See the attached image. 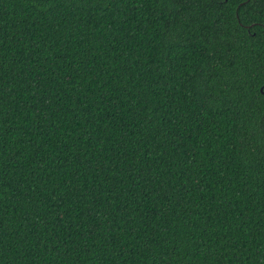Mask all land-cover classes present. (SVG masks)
I'll return each instance as SVG.
<instances>
[{"label":"trees","instance_id":"obj_1","mask_svg":"<svg viewBox=\"0 0 264 264\" xmlns=\"http://www.w3.org/2000/svg\"><path fill=\"white\" fill-rule=\"evenodd\" d=\"M260 90L262 0H0V264H264Z\"/></svg>","mask_w":264,"mask_h":264},{"label":"snow or ice","instance_id":"obj_2","mask_svg":"<svg viewBox=\"0 0 264 264\" xmlns=\"http://www.w3.org/2000/svg\"><path fill=\"white\" fill-rule=\"evenodd\" d=\"M262 2H264V0H262ZM262 90V89H261ZM260 90V94L262 95V96H264V93H262V91Z\"/></svg>","mask_w":264,"mask_h":264}]
</instances>
